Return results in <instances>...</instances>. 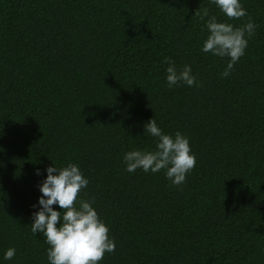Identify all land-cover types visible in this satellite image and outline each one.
I'll return each instance as SVG.
<instances>
[{"label":"trees","instance_id":"1","mask_svg":"<svg viewBox=\"0 0 264 264\" xmlns=\"http://www.w3.org/2000/svg\"><path fill=\"white\" fill-rule=\"evenodd\" d=\"M241 3L228 20L211 0H0V264H49L33 213L69 163L116 242L100 264H264V0ZM204 8L257 25L228 77L202 51ZM165 57L199 86L169 88ZM153 118L196 156L179 187L126 171V152L156 149Z\"/></svg>","mask_w":264,"mask_h":264},{"label":"clouds","instance_id":"2","mask_svg":"<svg viewBox=\"0 0 264 264\" xmlns=\"http://www.w3.org/2000/svg\"><path fill=\"white\" fill-rule=\"evenodd\" d=\"M211 2L219 7L228 20H239L247 16L241 0ZM195 15L201 20L207 18L205 26L209 35L203 43L202 51L221 58L228 57L227 67L221 74L228 77L234 65L245 54L257 25L251 18L241 27L220 22L215 15H209L207 8L202 11L197 9ZM163 62L168 65L166 79L169 88L180 83L199 86L192 74L191 65L178 69L171 57H165ZM145 132L157 138L156 149L126 152L123 157L126 171L132 173L142 169L145 173H158L163 170L172 185H183L187 175L196 166V156L192 153L189 138L179 131L174 136L166 134L154 118L146 123ZM47 173L40 185V208L33 213L31 231L33 234H42L46 239L49 245V264H100L106 253L116 250V242L110 237L109 227L93 206L95 198L80 199L81 191L88 187V179L74 163L59 169L54 165L49 166ZM37 174H40L39 169ZM54 205H58L59 210ZM15 255L16 249L9 248L4 259L11 260Z\"/></svg>","mask_w":264,"mask_h":264}]
</instances>
